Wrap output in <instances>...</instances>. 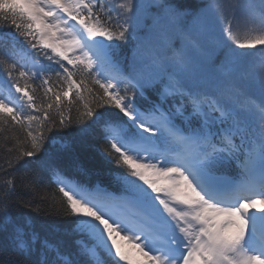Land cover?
Segmentation results:
<instances>
[{
	"label": "snow or ice",
	"instance_id": "1",
	"mask_svg": "<svg viewBox=\"0 0 264 264\" xmlns=\"http://www.w3.org/2000/svg\"><path fill=\"white\" fill-rule=\"evenodd\" d=\"M0 72V264H264V0H0Z\"/></svg>",
	"mask_w": 264,
	"mask_h": 264
},
{
	"label": "trees",
	"instance_id": "2",
	"mask_svg": "<svg viewBox=\"0 0 264 264\" xmlns=\"http://www.w3.org/2000/svg\"><path fill=\"white\" fill-rule=\"evenodd\" d=\"M226 2H227V0H226ZM119 55L121 57L130 55V49L129 48H121ZM21 62H23V60H21ZM4 81H5V77H4L3 73L0 72V93L6 94V84L4 83ZM39 195L45 196V197L51 199L53 197L58 198L59 194L55 191V185L52 184L51 187L46 192H40Z\"/></svg>",
	"mask_w": 264,
	"mask_h": 264
}]
</instances>
